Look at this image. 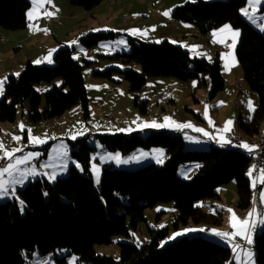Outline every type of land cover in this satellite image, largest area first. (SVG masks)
Segmentation results:
<instances>
[{"label":"trees","instance_id":"obj_1","mask_svg":"<svg viewBox=\"0 0 264 264\" xmlns=\"http://www.w3.org/2000/svg\"><path fill=\"white\" fill-rule=\"evenodd\" d=\"M102 0H69L73 6L90 11ZM246 0H195L176 5L171 17L195 25L205 35L224 24L239 31L235 54L243 79L256 94L251 119L239 118L238 129L250 137H257L264 120V33L253 27L240 9ZM30 0H0V27L22 29L26 25V10ZM260 12H264V5ZM113 31H88L79 39L84 48H92L99 41L119 37ZM129 49L100 56L120 60L123 67H94V77L113 79L114 73L123 75L129 90L137 91L149 77H172L180 82L198 78L210 81L209 98L224 88L225 79L219 62L204 57H191L188 50L164 39L144 41L127 35ZM74 47L60 45L53 54L52 64L27 61L19 75H7L3 95L0 96V121L14 122L17 107L27 103V115L32 123L63 115L79 105L84 118L88 112V95L83 70L93 61L83 57L74 59ZM139 64V68L131 66ZM43 93L36 85L54 82ZM57 82V81H56ZM135 105L145 111L146 101L134 98ZM89 136L68 142L72 164L67 176L50 182L43 176L17 189L15 197L0 201V264H28L34 252L45 254L67 249L77 256L78 264H236L229 246L200 234L182 236L160 246V239L168 228L150 229V239L137 244L119 242L120 257L96 254L95 244H108L113 235L126 234V217L136 227L144 220V210L158 202H172L177 222L189 224L208 222L210 213L196 206L200 199L219 198L221 187L233 182L237 206L243 210L251 203L252 186L248 175L250 159L239 147L209 144L191 149L180 134L164 129H151L145 136L139 132ZM97 143H95V142ZM101 146L122 155L142 147L160 146L165 150L161 165L146 164L128 170L107 164L102 167L99 186L91 172V156ZM44 145L41 150L47 151ZM195 169L190 180L181 178L177 169L181 164ZM199 165V167H196ZM81 168L83 171H81ZM259 188V186H258ZM47 193V195H44ZM20 201L25 207L21 209ZM256 264H264V225L253 236ZM60 260H64V257Z\"/></svg>","mask_w":264,"mask_h":264},{"label":"rangeland","instance_id":"obj_2","mask_svg":"<svg viewBox=\"0 0 264 264\" xmlns=\"http://www.w3.org/2000/svg\"><path fill=\"white\" fill-rule=\"evenodd\" d=\"M188 1H190V0H184L180 4H184L185 2H188ZM149 2H152V0H145V4L149 5L150 4ZM190 2H193V1H190ZM30 4H31V2H30ZM180 4H177V5H180ZM46 5L47 4H45L43 7V12L46 10L52 9L51 4H48L49 7H46ZM245 6H246V4L242 8H244ZM95 8H96V6L90 11L84 10L88 13V16L86 17L87 20L89 18H91L90 16L93 14L92 12L95 10ZM260 9H261V6H260ZM151 10H154V9L151 8ZM26 12H27V10H26ZM257 15L258 16L264 15V12H259ZM51 17H55L56 20L55 21L52 20ZM123 17H122V20H123ZM141 18H142V20H144L142 15H141ZM45 19H47L50 23H53V24L60 23L59 17L56 14H54L50 17H44L43 15H40V18H38V21H43ZM82 20H84V19H82ZM87 20H85L84 22L82 21V26L85 25V22ZM131 20H134V19H131ZM123 21H126V20H123ZM247 21L253 27H255L257 30H259V28L256 25H254L251 21H249V20H247ZM26 22H27V19H26ZM257 23H259V21H257ZM63 24L64 23H61V25H63ZM117 24H118L117 20H111L110 18H106L105 15L99 14L97 16V19L95 20V22L93 24L92 29L94 28L93 30L100 29V31L101 30L110 31V30H114V26ZM154 26H155V20H150L148 22V25H146V27L144 28V31L136 32V33L133 31H130V32H131V34L139 35L140 37L136 36V38H138L139 40L141 39V40L153 41V42H159L161 40H164V37L158 39L157 41L153 40L154 38H157V34L160 33V31H157V30L153 31L152 30ZM92 29H89V30H92ZM151 31H153V32H151ZM54 32L56 35H59L60 37H64L66 40L69 39V37H71L72 35H74L76 33V32L72 33L68 27H65L61 30H55ZM80 32H83V29H81ZM260 32H262V31H260ZM262 33H264V32H262ZM126 34H128V33H126ZM210 35H211V33H210ZM162 36H164V35L162 34ZM1 37H4V36H1ZM200 37H202V36H200ZM204 37H205V35H204ZM119 38H122V37H119ZM125 38L127 40L126 36H125ZM51 39H53V37H51ZM115 39H116V36L113 39L99 41L98 44H96L95 46H93L91 48V49H94L93 54H89L88 57H86V58H88L94 62L95 61H98V62L101 61L105 64H112L111 66H114V67H117L116 65H120L118 67H123V64L121 63L120 60L110 59V58L98 55L100 53L112 54V51L110 48L111 45H116L117 49L122 50L119 47V45L117 44V40H115ZM187 39H192L194 41L197 40V38H195L191 35H188L185 40H187ZM5 41H6V38H5V40H1L0 42L4 43ZM64 42H65V40H64ZM170 42L173 44L180 45V46H182V44H186L185 41H181V40H179V42L181 44L176 43V42H172V41H170ZM204 42H207V40H205ZM208 46H211V43H209ZM16 47H20V49L22 48V51H20V49H17L15 51L13 46H11V43L10 44L4 43L3 45H1L0 59H2L3 61L0 62V70L3 69L2 65L4 63L10 62L11 64H14V62H18V60H20V58L22 57V54H23V50L26 49V45H25V43H17ZM235 47L233 48V54H234L235 60L237 62L236 66L240 68L239 73L241 76L242 85L246 89L245 92L253 93V91L248 87L245 80L243 79L242 69H241V66L239 65V63L237 61V58H236ZM229 48H230V46H229ZM85 49L89 50L90 48H85ZM128 49H129V47H128ZM204 51H205V49H204ZM189 54L191 57L198 56V55L194 54L193 51H191V52L189 51ZM198 57H200V56H198ZM79 58L81 59V57H79ZM229 59H231V58H229ZM213 60L214 59H211L210 61H213ZM94 62L92 63V65H96ZM228 62L231 63L230 60H228ZM45 64L51 65L52 63H45ZM90 66H87L84 68V70H83L84 78L87 79L89 77L90 79L102 80L104 82L111 81L110 79H107V78H97V77L94 78V77H92L91 76V70L94 67H90ZM99 66H101L102 69L106 68V65H100L99 64ZM107 66H109V65H107ZM131 66H133L134 68H137V69L140 67L139 64H136V63H133ZM87 69H89V70H87ZM221 72H222L221 73L222 76L224 75V76H226V78H233V76H234V69H232V67L230 68V70L226 71L225 66H224V68L222 69ZM113 75L115 77H118L117 78L118 82H114V86L116 87L115 89L118 88L117 89L118 91L116 93H119L118 95H120V97H118L114 100H110L108 102L107 109L105 112V116H109V117H108V119H106L105 122H104L105 117H102L101 113H99V109H100L99 103L91 106V111H88L89 114L86 118H84V116H83L81 107L79 105H74L70 110L66 111L65 114L60 115L58 117H55L53 119H46L44 121H39L38 123H31L30 122L31 123L30 126L34 129L33 131H36V129L39 128L37 134L39 135V138H41V139H45L48 136H52V134L57 135V133H58V134H60V136H63L66 140H76L78 138L89 136L90 142H93L92 138L94 137V135H91V133H94L97 135H110V134L124 133L122 131H119V129H124L126 126L125 125L126 123L129 125L128 121L130 120V118H131L130 116L133 113L134 109H136L140 114H142V116L150 114V111L147 109V111L145 113H141L139 111V108L137 107L138 108L137 109L133 105V95L135 97V94H137V92L135 93V92L128 90V87H129L128 82L123 78V75H121L119 73H114ZM201 77H204V82H201V83H199L198 78H192V79H188L185 82H180L176 78H172V77H150V78H156V79L175 80V81H172V87H170L168 90L173 92L172 97H174V99L176 100V104H173L171 102L164 104L165 110H162L161 109L162 105H160L158 108V111L155 113V116L160 114V115H158L157 119L160 120L162 118V115L164 116L165 114L166 115L170 114L175 119H179L182 116L187 117L188 120L193 119V113L191 111L187 110L186 108H192L191 110H193L194 112H197V113L199 112L200 115L203 118H205V114H204L205 113V106L207 105L208 106V121L210 119L214 123V125H215V123L221 124L220 127L216 128L214 130H213L214 125H213V127L211 128L212 132L213 131L215 132L216 130L219 131L222 127V124H225L228 116H230L231 113L233 115L232 119H231L233 121V125H234L233 128H235V127L238 128L237 122H238L239 118L249 120V117L252 116L253 111L249 112V109L247 107V102L249 100H248V98H246V94H241V90H240L241 87H239V83L235 85V88H233V86H229V85L225 84V87L222 90H220L219 92H217V94L214 96V98H209V91H210L209 90L210 89L209 78L206 75H202ZM179 82L182 83V85ZM84 83L86 84L85 85L86 88H87V86L88 87L94 86L91 83H89L88 81H86ZM52 84H59V79H55L54 82H51V83L42 82L40 84H37L36 88H37V90H39V92L43 93L45 90H47L50 87V85L52 86ZM186 84H188V86ZM95 87H98V86H95ZM141 91L142 90L140 89L139 93ZM156 91L159 93V95L166 98V101L170 97V95H168L169 91H167L165 88L161 92H160L159 88ZM170 94H172V93H170ZM238 95L240 97H242V99H241V101H238V104H236ZM244 104H245V107H244ZM237 105H238V107H237ZM146 106H147V103H146ZM153 106L157 107V106H155V102H154ZM211 106H212V108L214 110V114H215V116L213 118H210V116L212 115L210 112ZM239 107H240V110L242 112L241 113L242 117L239 116ZM246 107H247V111H246ZM75 109L79 110L78 114L76 112H74ZM247 112H249V113H247ZM246 116H248V117L246 118ZM21 117H22V106H18L16 119L14 122H8V121L7 122L6 121L1 122L0 121V125H1L0 142H2L6 146V148L15 149V148H19L21 146L26 147V146L30 145L29 140L26 139V138H28V136L26 135V133L24 131L25 129H27V127L25 126V128L23 130L16 127V121H18L20 123ZM25 118L27 119V121H29L27 116ZM57 121H61V122H57ZM262 122H261V125L263 124ZM39 123H42V125L37 126V124H39ZM194 124H197V123L194 122ZM263 127H261V130ZM84 129H86V131L81 135L80 133ZM88 130L91 131V133H89V135L87 133ZM182 131H184V130L178 129L177 131H169V132L181 135ZM238 132L240 134H242V136L244 138H245V136H248L245 133H243V131H240L239 129H238ZM260 133H261V131H260ZM125 134H128V133H125ZM146 134H147V132L146 133L144 132V134H141V135L145 136ZM73 135H76V139H70L68 137V136H73ZM13 136H19L20 140L14 141ZM185 136H187V135H185ZM187 137H189V136H187ZM257 137H255V138L251 137L250 139H252V138L256 139ZM224 138L227 139L226 133L224 134ZM253 139H252V141H253ZM61 143H62V141H61ZM250 143H251V145L253 144L252 142H250ZM235 145H238V144H234L231 142L230 145L228 144L227 146L236 147ZM50 146L52 148H55L58 152H62L64 150L61 148L62 145H57L56 143H51ZM63 146H65V148H68V150H69V147L67 144H64ZM100 149H102L103 151H109V150H106L105 148H102L101 146H99L97 148L96 152L91 156V163H92L91 164V172H92V175L94 178V183L96 186H99L100 182H99V184H97L95 181V177H94V174L92 171V165L95 164L97 162V160H99V162H98L99 164L101 163V161L99 159ZM191 149H199V148H191ZM157 150H159V151H157ZM242 150H244V149H242ZM110 152L111 153H119L118 151H110ZM246 152L247 151H245V153ZM141 153H146L147 155H141ZM68 156H69V153H68ZM122 156L125 159H128L129 157H133V156L138 157L137 160H130L133 163H130V164L127 163V164L119 165L121 168H125L128 170H135V169L142 167V166L149 164V163L161 165L165 160V150L160 146H154V147H150V148L139 147V148L131 151L129 154L122 155ZM93 157H96V158L93 159ZM157 158L161 159L163 162L158 163ZM64 160H65V158H62L60 156H57L53 160H50V158H49L47 161H45V159H43L41 165H53V166H56V170H57L58 163L61 161H64ZM36 162H37V159L32 160L31 162L28 163V166H35V168H36V165H37ZM0 165H2V164L0 163ZM41 165L38 169H36V171L38 173H41V175H37L35 177H29V179L26 182H29L31 178H37L38 176L45 177L44 176L45 174L51 173V170H53L52 167H41ZM105 165H107V164H104L103 166H105ZM100 166H98V167L100 169L99 176L101 178L102 166H101V168H100ZM250 167L252 168L251 161H250ZM194 169L195 168L190 164H187V163L181 164L177 169V174L181 178L190 180L193 176V170ZM248 172H249V170H248ZM67 174H68V172L62 176L58 175L57 178L67 176ZM46 179H48V178H46ZM26 182H25V184H26ZM234 187H235L234 183L229 182L227 184H224L221 187L219 198H217V199L216 198H214V199H200V200H197L195 202L196 206L201 207L204 211L211 214V215H209V221L208 222L196 223L194 221H190L189 224H186V225L183 224L182 222H177L178 226H175V215L177 212L173 206V203L171 201L170 202H158V203L154 204L153 206L148 207L144 210V220L138 222L136 227H133L130 224V216L127 215L125 222H126V227L128 230V235H126V234L113 235L111 237L110 243H108V244H95L94 245V251L96 254H104V255L112 256L115 259H119V257H120L119 242L129 241V242L141 244V243L150 239V229H159V228H164V227L168 228V232L165 236H163V238L160 239V246H165L166 244L175 241L179 237L192 236V235H195L198 233V234H200V235H202V236H204L210 240H213V239L215 241L217 240L216 242L221 243L223 245H227L232 250V245L226 244L220 238L211 235L210 231H208V230L217 229L221 232H229L230 227H229V223H228V220H229L228 208L231 209L233 211V213H235V215H237V217L244 218L247 216L249 211L253 207L256 206V205L252 204V200H251V203L249 204V206L246 209L241 210L237 206L238 199H237ZM258 189L259 188H257V190ZM223 190L225 191L224 195H222ZM257 190L254 191V189L252 188V193H257ZM254 195L252 194V197H254ZM258 207L256 208L257 209V216L254 217V219H259V213L264 212V205L259 204ZM262 226L263 225L259 226L256 229L259 230L262 228ZM201 228L205 229L206 231L205 232H198V231L197 232H189V233H186L184 235L178 236L175 239H169L170 237L173 236L174 233L183 232L184 229H201ZM255 230L252 233V238L254 236ZM233 244H240L241 246H244L245 242L243 240H239V238L237 237L236 240L233 241ZM249 247L254 252V256H255V250L253 249V244L250 245ZM232 254H233V252H232ZM63 257H64V260L63 261L60 260ZM73 257L75 258L74 261H73ZM233 257H234V255H233ZM46 262H48V264H78L77 256L74 253L69 252L67 249H58L55 251H50V252L45 253V254H39L38 252H34L32 254V256L28 259V264H46Z\"/></svg>","mask_w":264,"mask_h":264},{"label":"crops","instance_id":"obj_3","mask_svg":"<svg viewBox=\"0 0 264 264\" xmlns=\"http://www.w3.org/2000/svg\"><path fill=\"white\" fill-rule=\"evenodd\" d=\"M182 1H184V0H152V2H149L150 4L148 5V4H145V0H103L100 4H98L96 6L95 10L92 12L93 14L90 16L91 18H89L88 19L89 21H88L86 18L88 16V13L86 11H84L82 8L71 5L69 3V0H51L50 4L52 5V9L46 10V11L52 12V13L58 15L60 23H56V24L50 23L47 19H45L43 21H38V19H34V20L30 21L28 19V16H27V13L33 7L32 4H30V7L27 9V12H26L27 22H26V25L24 28L18 29V30H7V29L0 27V37L4 36L6 38V41L4 43H8V44L11 43V46H13L15 51L17 49H20V47H16L17 43H25V45H26V49L23 50L22 57L20 58V60H18V62H14V64H11L10 62H8V63H4L2 65L3 69L0 70V79H4L9 74L15 75L16 73H19L27 61H31L32 63H34V61L43 60L44 57L48 56L50 50L55 49V51H56V49L60 45H66L69 47H74L73 55H74V57H77V59H80L79 57H81V59H82L83 57H88L89 54H93L94 49L90 48L89 50H86L84 47H82L79 44V39L82 35H84L88 31H95V30H93L94 28L92 29V27H93V24H94V22L97 19V16L99 14L105 15L106 18H110L111 20H117L118 21V24L114 26L115 31L114 30H110V31L118 32V33L122 34L119 36L122 38L117 37L115 39V40H117V42L121 41V40L125 41L124 44L117 43L122 50L117 49L116 45H111L110 48H111L112 52L113 51H126L128 49V43H127L125 36H127L129 34V36H132L134 38H136V36L140 37L137 34H131L130 31L138 29V30H140L139 32H142V31H144V28L146 27V25H148V22L150 20H155V26L153 27L152 30L153 31H155V30L160 31V33L157 34V38L153 39L154 41H157L158 39H160L162 37H164V39H167L169 41L176 42L179 44H181L179 42V40L185 41L186 44H182V47H184L186 50H188V52L193 51L194 54H196L200 57H204L208 60H211V59L215 60L216 59L219 62L220 71H222V69L225 66V60L221 59V54L229 53V52L233 53V47L229 48V46H231L233 44V39L227 33L223 34L227 38L224 39L222 43L218 42L222 46H221V49H217L214 46L213 41L221 39V36H217L216 38H214L212 34L214 32H218V30L221 29L224 25H229V24H224V25L210 31L211 39L209 40V43H211V46H209L208 49H205V51H206L205 52L204 48H202V44L204 43L206 38L204 37V35H202L197 30L195 25L188 23V22H185V21H182V20H176V19H173L171 17V11L174 8V6L177 4H180ZM190 1H193V0H190ZM30 2H31V0H30ZM263 5H264V0H262L261 5H259L258 7L260 8V6L262 7ZM150 7L154 10H151ZM166 10H171L169 16H165L162 14ZM40 13L42 15L43 8L40 9ZM141 15L144 18V20H142ZM123 16H126V19H123L126 21L122 20ZM82 19H84V20H82ZM131 19H134V20H131ZM81 20L83 22L85 20H87L85 22L84 26H82ZM61 23H64V24L61 25ZM29 24L33 25V27L31 29L29 27ZM65 27H68L72 33H75L77 30L78 31L74 35L69 37V39H67V40L64 37H60L59 35L55 34V32H54L55 30H61ZM37 28L40 30H37ZM231 28L233 31L236 30L232 26H231ZM81 29H83V32H80ZM89 29H92V30H89ZM44 30H47V31L45 32ZM153 31H151V32H153ZM126 33H128V34H126ZM162 34L164 36H162ZM188 35H191V36L197 38V40H195V41L192 39L185 40ZM200 36H202V37H200ZM51 37H53V39H51ZM136 39H138V38H136ZM64 40H65V42H64ZM72 41H76V44H71ZM144 41H146V40H144ZM237 41H238V39H236L235 46L237 44ZM4 43L0 42V48H1V45H3ZM193 46H195V48H193ZM20 51H22V48L20 49ZM88 51L90 53H88ZM54 52L52 53L51 59L53 58ZM98 55H100V54H98ZM228 60H230V62H231V59L228 58ZM2 61L3 60L0 59V62H2ZM45 63H47V62L44 61V62L35 63V64H45ZM94 63L96 65H92V67H96L99 69H102L101 66H99V64L100 65H106V66L111 65V64H105L101 61L100 62L95 61ZM116 66H120V65H116ZM232 69H234L233 78H226V76L223 75V77L225 78V84H227L229 86H233V88H235V85L239 83V87H241V89H240L241 94H246V98H248V100H251L253 103V106L255 107L256 101H257L256 94L254 92L253 93L245 92L246 89L242 85L241 76L239 73L240 68L235 65L234 67H232ZM87 70H89V69H87ZM91 76L94 77L92 75V73H91ZM97 78H99V77H97ZM117 78L118 77L113 76L114 80H111L109 82H104L102 80H96V79H90L89 77L87 79L84 78V80H85L84 82L88 81L89 83L94 85V86H90V87L87 86V88H86L87 95H88V105H89L88 111H91L92 105H96L97 103H99L100 104L99 113H101L102 117H105L104 122L109 117V116H105V112L107 109L108 102L110 100H114V99L120 97V95H118L119 93H116L113 91L116 88L114 86V82H118ZM172 81H175V80L156 79V78H150L149 77V78H147L144 86H142V88H140L142 90L140 93H139L140 89L137 91H132L135 93L137 92V94H135V97L137 98L138 101L145 100L147 103L145 111L144 112L141 110H139V111L141 113H145L148 109L150 111V114L142 116V114H140L136 109H134L133 113L130 116L131 118L128 121L129 125L127 123L125 124L126 126L124 129L126 131H123V132L124 133L139 132L141 134H144V132L146 133L147 131H149L151 129H165L167 131H177L178 128L176 127V125H183L186 123H190L193 127H191V128H179L181 130H184L181 132L182 133L181 136L184 138L187 146H190L191 148H205L209 144L220 145V143L217 142L216 138L219 136L224 137L225 133L218 131V130H216L215 132L214 131L212 132L211 128L213 127L214 123L212 125H210L208 122V119L203 118L199 112L197 113V112H194L193 110H191L192 108H186V109L193 113V119L194 120L193 119L188 120V118L185 116H182L179 119H175L170 114H167V115L165 114L164 116L162 115V118L160 120L157 119L158 115H160V114L155 116V113L158 111V108L160 105H162L161 109L165 110L164 104H166L168 102L176 104V100L174 99V97H172L173 92L168 90L170 87H172ZM180 84L182 85V83H180ZM186 85L188 86V84H186ZM95 86H98V87H95ZM128 86H129V84H128ZM224 87H225V85H224ZM158 88H159L160 92L164 88L167 91H169L168 95H170V97L168 96L169 98L167 101H166V98L159 95V93L156 91ZM128 90H129V88H128ZM129 91H131V90H129ZM170 93H172V94H170ZM135 97L133 95V105L137 108V106L134 103ZM241 99H242V97H240L238 95L236 104H238V101H241ZM154 102H155V106H157V107L153 106ZM237 107H238V105H237ZM244 107H245V104H244ZM27 110H28V105H27V103L24 102L22 105V117L20 119V123L18 121H16V127L20 128L19 125L23 124L24 128H25V126L27 127V129L24 130L27 136H28V129H31L32 130L31 131L32 136L33 137H39V135L37 134L39 128L36 129V131H33L34 129L30 126V124L32 122L29 120V118H28L29 121H27V119L25 118L26 116L28 117ZM246 111H247V107H246ZM74 112H76L78 114L79 110L75 109ZM210 112L212 114L210 116V118H213L215 116V114H214V110H213L212 106H211ZM241 113L242 112H241L240 107H239V116L242 117ZM247 113H249V112H247ZM232 116L233 115L231 113L230 116H228L227 121L231 120ZM165 117L170 118V122H175V123L174 124L169 123V126L164 127V128H154V127L143 128L142 127V125L144 123H151L153 121H155L157 124H164L165 123ZM247 117L248 116H246V118ZM51 119H53V118H51ZM42 121H44V120H42ZM57 122H61V121H57ZM194 122H196L197 124H194ZM262 123L263 124L261 125V127L264 126V120ZM38 125H42V123L37 124V126ZM223 127H224V124H222L221 129H223ZM233 127H234V125L232 124L231 128H233ZM0 128H1V125H0ZM194 128L203 129L205 132H208L210 135L204 136L203 133L196 132L194 130ZM85 131H86V129L82 130L81 133H84ZM87 133L89 135V133H91V131L88 130ZM91 135H95V134L91 133ZM185 135H187L189 137H187ZM68 137L71 139L72 136H68ZM250 138L251 137H249V136H245L246 140H244L243 142H246L249 145H251V143L249 142ZM26 139L28 140V138H26ZM42 140H44L45 142L44 143H30V145L32 144L31 146L28 145L26 147H23V146L19 147V148L23 149V151L15 153V156H21L24 153H28V152L35 153L36 156L32 160L37 159V162H36L37 165H36L35 169H38L40 167L43 159H45V161H47L51 156L52 157L51 160H53L57 156H59V152L55 148H52L50 146L51 143H56L57 145H64V144L68 145V142L70 141V140H66L63 136H60V134H58V133H57V135L52 134V136H48ZM61 141H62V143H61ZM44 144L48 148L47 151H45V152H43V150H41V148L44 146ZM225 146H227V145H225ZM6 149H10V148H6ZM66 150L69 153L68 148H66ZM99 152H100V156L101 155L107 156L108 154H111V155L116 154V153H111L110 151H103L102 149H100ZM120 158L125 159L122 156V154H120ZM98 162H99V160H97V162L95 164L97 166L101 165L102 167L104 164H108V163L115 165V166L122 165V164L116 162L115 160H108L107 162L100 163V164ZM61 163L67 164V170L64 172H61L59 174L61 176L65 175L67 173L69 167L72 164H74L75 166L78 164L77 162L72 161V159L68 156L67 158H65L64 161H61L58 163V165H57L58 166L57 167L58 172H59V165ZM130 163H133V162L129 161V164ZM101 166H100V168H101ZM21 167L23 168V167H33V166H28V164H27V165H22ZM52 171L53 170H51V172ZM44 176L46 178H48V175H44ZM249 178H250V183L252 186V179L253 178L250 176H249ZM32 179H35V178H31L30 180H32ZM19 188H21V187L17 186L16 195H17V189H19ZM235 192H236V189H235ZM258 192H259V189L257 190V193H252L253 195L255 194L254 197H252V199H251L252 204H254V205L260 204L259 199H258ZM224 194H225V191L223 190L222 195H224ZM236 196H237V193H236ZM11 197L12 196L9 195L8 197L0 198V201H3L5 199L11 198ZM228 215H230L229 212H228ZM228 223H229V220H228ZM229 230L231 231V229H229ZM239 240H241V239L239 238ZM244 246H242V247H244ZM233 260L237 264V261L234 259V257H233Z\"/></svg>","mask_w":264,"mask_h":264},{"label":"snow or ice","instance_id":"obj_4","mask_svg":"<svg viewBox=\"0 0 264 264\" xmlns=\"http://www.w3.org/2000/svg\"><path fill=\"white\" fill-rule=\"evenodd\" d=\"M195 2V0H193ZM51 0H31L32 8L27 13L28 19L30 21L34 19L40 18V9L44 7L45 4H50ZM262 0H246V6L242 9H240L241 15L246 17L249 21H251L254 25H256L260 31L264 32V15H257L260 12V8L258 7L261 5ZM171 10H166L164 13H162L165 16L170 15ZM44 17H50L54 15L52 12L44 11L42 13ZM259 21V23H257ZM187 26V25H186ZM30 29L33 27L32 24H29ZM37 30H40L37 28ZM45 32L47 30H44ZM95 31H100V29H97ZM133 32H139L140 30H132ZM227 33L231 36L233 39V44L230 47L235 46L236 39L239 37L240 33L238 30L233 31L230 25H224L221 29L218 30V32H214L212 35L214 38L217 36H221V39L215 40V42L222 43L224 39L227 37L223 34ZM119 44H124L125 41L121 40L118 41ZM71 44H76V41H72ZM195 48V46H193ZM55 51V49H52L49 51L48 56L44 57L43 60H37L34 61V63H41L46 61L47 63H52V53ZM76 59L77 57H73ZM228 58H231V63L228 62ZM221 59L225 60V70H230L231 67H234L236 65V60L234 57V54L232 52L221 54ZM15 75H19V73H16ZM7 78L0 79V95H3L4 92V84L6 83ZM247 107L249 109V112L254 111V106L251 100L247 102ZM205 118L208 119V106H205ZM251 119V117H249ZM209 124L212 125V121L209 119ZM169 123L174 124L175 122H170V118L165 117V123L164 124H157L155 121L151 123H144L142 125L143 128H164L168 127ZM233 124L232 120H228L225 122L223 129H220L219 131L227 133L231 131V125ZM20 129H24V125H19ZM176 127L179 128H191L193 127L190 123H186L183 125H176ZM196 132L203 133L204 136H209L210 134L208 132H205L203 129L200 128H194ZM119 131H126L125 129H119ZM28 140L30 143H44L45 141L42 140L39 137H33L31 135V129H28ZM81 135L83 133H80ZM71 139H76V135H73ZM217 142L220 143L221 147L228 145L231 143L230 140L225 139L223 136H219L216 138ZM14 141H19V136H13ZM236 147H239L241 149L246 150L248 153H252L256 146L249 145L246 142H241L238 145H235ZM62 149H64L62 152H59V156L62 158L68 157V152L65 148V146H61ZM23 149L21 148H15V149H6V146L0 142V161H5L2 165H0V198H5L11 195L12 197H15L16 195V188L17 186L23 187L25 182L29 179V177H35L37 175H41V173H38L35 169V166L33 167H21L22 165H27L35 156V153H24L21 156H15V153L22 152ZM159 151V150H157ZM141 155H147L146 153H141ZM96 157H93L95 159ZM52 157L50 156V160ZM101 163H105L108 160H115L116 162L120 164H127L130 160H137L138 157H129L128 159H121L120 154L116 153L115 155L108 154L107 156L101 155L99 157ZM158 163H162L163 161L159 158H157ZM78 168H80V165H76ZM41 167H52L53 171L51 173H47L45 175H48V179L50 182H54L57 178V176L61 173L67 170V164L61 163L59 165V172L56 170V166L53 165H41ZM196 167H199L197 165ZM255 170V166L249 169L248 175L250 177L253 176V172ZM81 171L83 169L81 168ZM92 171L95 177V181L97 184L100 182V176H99V167L96 164L92 165ZM259 185V192H258V199L260 204L264 205V169H261L259 176L252 179V187L255 189ZM44 195H47V193H44ZM21 209L25 207L24 202L20 201ZM229 212V227L231 231L229 232H221L217 229H211L210 231L211 235L220 238L224 243L232 245V252L234 255V259L237 261V264H256L254 259V252L249 247L253 244V238L252 233L253 231L258 228L261 225H264V212L259 213V219H254V217L257 216V209L256 207H253L246 217L239 218L233 213L231 209H228ZM205 232L206 230L201 229H184L183 232H177L174 233L172 237L169 239H175L178 236L184 235L189 232ZM240 238L245 242V246L242 247L240 244H233V241L236 240V238ZM75 258L73 257V261ZM48 264V262H46Z\"/></svg>","mask_w":264,"mask_h":264},{"label":"built area","instance_id":"obj_5","mask_svg":"<svg viewBox=\"0 0 264 264\" xmlns=\"http://www.w3.org/2000/svg\"><path fill=\"white\" fill-rule=\"evenodd\" d=\"M46 7H49V5L47 4ZM51 19L54 21L56 20L55 17H51ZM123 19H126V16H124ZM207 34H208L209 40H210L211 39L210 38L211 37L210 32H208ZM213 43H214V46L217 47L218 49L221 48V45L219 43L214 42V41H213ZM202 47L204 49H208L209 46H208V44H202ZM88 53H90V52L88 51ZM113 91L117 92L118 90L114 89ZM220 126H221V124L215 123L213 130L220 127ZM226 138L234 144H240L241 143V142H239V140H236V133L232 130V128H231L230 132L226 133ZM252 145L256 146L254 151H253V153H255V170H254V172L258 176L260 174L261 169H264V139L259 141L258 144H252ZM4 162L5 161H0L1 164H3ZM256 207H258L257 204H256Z\"/></svg>","mask_w":264,"mask_h":264},{"label":"bare ground","instance_id":"obj_6","mask_svg":"<svg viewBox=\"0 0 264 264\" xmlns=\"http://www.w3.org/2000/svg\"><path fill=\"white\" fill-rule=\"evenodd\" d=\"M205 38H206L207 42H204L203 44H209V36H208L207 33L205 34ZM1 40H5V38L4 37H1L0 38V41ZM218 124H220V123H218ZM232 130L236 133V140H239V142H242V141L246 140L242 136V134H240L238 132V128L237 127L232 128ZM263 139H264V127L262 128L261 133L259 134V136L256 139H253V141H252V139H249V142H252L253 144H258L259 141H261ZM246 155L249 157V159L251 161V164H252V167L255 166V153H253V152L252 153L246 152ZM255 177H257V175H256L255 172H253L252 178L254 179ZM257 188H258V185H257ZM257 188H255L254 191H256Z\"/></svg>","mask_w":264,"mask_h":264}]
</instances>
